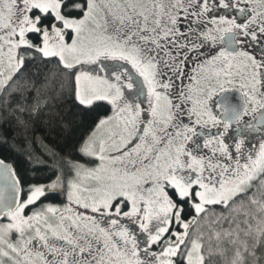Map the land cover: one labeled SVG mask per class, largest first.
<instances>
[{"label": "snow or ice", "instance_id": "snow-or-ice-1", "mask_svg": "<svg viewBox=\"0 0 264 264\" xmlns=\"http://www.w3.org/2000/svg\"><path fill=\"white\" fill-rule=\"evenodd\" d=\"M0 147V264H264V0H0Z\"/></svg>", "mask_w": 264, "mask_h": 264}, {"label": "trees", "instance_id": "trees-1", "mask_svg": "<svg viewBox=\"0 0 264 264\" xmlns=\"http://www.w3.org/2000/svg\"><path fill=\"white\" fill-rule=\"evenodd\" d=\"M49 139H53V138L52 137H49ZM36 147H38V146H36ZM0 150H3L2 147H0Z\"/></svg>", "mask_w": 264, "mask_h": 264}]
</instances>
